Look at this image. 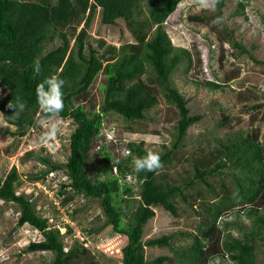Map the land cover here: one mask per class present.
I'll list each match as a JSON object with an SVG mask.
<instances>
[{"label": "trees", "instance_id": "1", "mask_svg": "<svg viewBox=\"0 0 264 264\" xmlns=\"http://www.w3.org/2000/svg\"><path fill=\"white\" fill-rule=\"evenodd\" d=\"M181 1L0 0V110L5 120L16 127L11 133L19 136L41 124L40 116L48 121L59 118L73 127L64 142L67 156L64 164L52 161L53 153L44 147L40 152L29 150L27 154L34 155L45 165L31 178L47 183L51 173L52 180L58 173L62 174L65 179L61 180L58 196L63 206L79 194L99 198L107 220L98 227L86 228L88 235L85 236L96 242L92 234L107 225L112 226L113 232L126 235L127 242L121 249L123 264L172 262L173 257L166 254L150 260L145 255L146 246H169L174 236L171 233L143 240L145 224L156 215L155 207L161 206L178 216L177 199L187 200L185 191L194 181L200 180L211 187L208 176L218 174L229 165L236 168L235 193L232 195L223 184L225 193H216L219 203L208 205L212 221L199 226L198 232L193 234V242L182 253L175 252L174 260L177 264H209L216 257H228L235 264H257L256 238L261 235L260 239L264 240V146L258 137L259 129L253 125L245 134L238 133L233 140L221 142L220 149L197 157L195 180L177 183L165 171L188 128L202 118V114L190 113L188 100L171 82L172 73L181 63L185 64L186 72L194 64L202 69L199 55L194 59L191 50L173 44L164 26ZM98 17L100 23L107 26L124 22L134 40L124 41L119 46L111 44L108 50L100 52L88 41ZM56 37L60 42L47 50V40ZM229 38L238 54L250 53L231 32ZM99 44L104 46L105 40ZM37 59L41 64L39 75L32 68ZM149 68L153 71L144 76ZM100 72L104 74L103 103L97 106L93 99L75 103L73 98L86 92ZM50 76L65 82L64 108L56 116L45 114L35 95L37 85ZM194 81L214 89L222 87L215 80L194 78ZM159 95L179 113L172 146L158 152L163 163L158 172L136 173L133 158L142 157L150 150L143 140H119L120 146L132 153L127 159L116 150H110L117 139L113 136L110 140L103 129L106 115L114 111L128 122L142 120L146 111L160 101ZM10 101L23 102L26 107L17 115L8 107ZM261 105L264 104L256 106ZM99 143L103 162L90 163V151ZM115 166L118 171L112 172ZM127 175L132 179H126ZM20 185L21 177L15 165L4 177L0 176V199L18 204L17 224L30 225L40 235L38 240L25 246L24 252L50 251L53 259L49 264H100L94 257L83 263L79 261L82 255L90 253V246L81 238V244L76 240V244L66 248L60 227L50 224L49 216L39 213L32 193L18 191ZM224 201L225 206L220 207ZM232 208L244 209L248 217H253L256 229L237 237L228 235L220 227L218 218ZM68 227L67 232H72V227Z\"/></svg>", "mask_w": 264, "mask_h": 264}, {"label": "rangeland", "instance_id": "2", "mask_svg": "<svg viewBox=\"0 0 264 264\" xmlns=\"http://www.w3.org/2000/svg\"><path fill=\"white\" fill-rule=\"evenodd\" d=\"M241 3L244 5L241 6ZM143 14H146V9ZM217 17H221L222 22L214 24L213 20ZM164 26L173 44L191 50L194 59L199 55L202 63L201 70L194 64L188 72L185 71V64L181 63L171 75L172 84L188 100L190 113L202 114V118L188 128L182 144L173 153L172 162L165 168L177 183H186L195 178V165L200 156L220 149L221 142L233 140L238 133L245 134L253 125L259 129L258 137L264 146V105L256 106L264 104V0H219L214 11L200 10L191 5V0H182ZM230 32L250 53H237L229 38ZM102 39L105 45L100 47ZM130 40L134 39L124 22L107 26L100 23L99 17L88 37V41L100 52L108 50L111 44L119 46ZM59 42L58 37L48 39L46 49L55 47ZM150 71L153 70L149 68L144 76L151 74ZM194 78L215 80L222 87L210 88L194 81ZM103 82L104 74L100 72L86 92L73 98L74 102L84 103L93 99L97 106L101 105L104 101ZM159 97L160 101L146 111L142 120L128 122L114 111L107 113L103 129L117 139L115 147H110V150L119 152L122 148L119 140H143L150 151L157 153L172 146L179 113L162 95ZM39 120L41 124L30 127L25 135H15L11 131H15L16 127L5 120L0 110V176L4 177L13 165L17 166L21 177L18 191L33 194L39 213L49 216L50 224L60 227L65 247L70 248L76 240L81 244V238L88 235L86 228L102 225L107 217L99 198L79 194L63 206L58 196L61 180L65 179L62 174L58 173L53 180L50 174L47 183L31 178L33 173L45 167L34 155L27 154L29 150L41 151L37 141L48 120L42 116ZM54 121L59 124L57 136L66 139L61 141L56 137L52 142L55 150L50 158L64 164L67 160L64 142L69 139L73 127L59 118ZM100 148L101 143L93 146L89 154L90 163L96 160L103 162ZM116 171L118 169H112V172ZM235 174L238 170L229 165L218 174L207 177L211 187L200 180L194 181L185 191L187 200L177 199L178 216H173L161 206L155 207L156 215L145 224L143 240L171 233L174 236L169 246H146L147 259L166 254L173 257V261L164 264H177L175 252L182 253L193 242V234L198 232L199 226H206L212 221L208 205L211 207L219 203L220 197L216 193H225L223 184L232 195L235 193ZM125 178L130 180L132 176ZM48 183H52L51 186ZM225 203L221 202L220 207ZM19 214L18 204L0 199V264H49L53 259L50 251L24 252L25 246L32 240H38L40 235L30 225H18ZM252 218L246 215L244 209L232 208L218 218V223L228 235L237 237L256 229ZM68 225L72 227V232H67ZM260 236L256 238V257L257 264H264V240ZM92 237L97 238L99 245L93 247L91 243H86L91 248L90 253L82 255L79 261L83 263L94 257L100 264H123L121 249L127 242L126 235L113 232L112 226L107 225L97 234L93 233ZM209 264L235 263L228 257H216Z\"/></svg>", "mask_w": 264, "mask_h": 264}, {"label": "clouds", "instance_id": "3", "mask_svg": "<svg viewBox=\"0 0 264 264\" xmlns=\"http://www.w3.org/2000/svg\"><path fill=\"white\" fill-rule=\"evenodd\" d=\"M218 3L219 0H191V5H195L200 10L207 11H214ZM221 22V17H217L213 20L214 24H219ZM32 68L37 75L40 74L41 64L38 59L34 61ZM64 83L65 82L57 76H50L37 85L35 89L36 101L45 114L56 116L63 111L64 101L62 88ZM8 107L14 109V113L18 115L19 112H22L25 109L26 105L23 102L14 103L13 101H10ZM58 131V122L48 121L45 131L40 135L37 141V145L46 148L50 152H54L55 145L52 142L55 141ZM112 138L113 136L109 137L110 140ZM119 154L125 159L132 155L127 147L119 149ZM117 163H119V161H117ZM162 167L163 163L160 154L154 151H148L146 155L142 157L133 158V169L136 173L142 171L158 172ZM114 169H116V166Z\"/></svg>", "mask_w": 264, "mask_h": 264}, {"label": "built area", "instance_id": "4", "mask_svg": "<svg viewBox=\"0 0 264 264\" xmlns=\"http://www.w3.org/2000/svg\"><path fill=\"white\" fill-rule=\"evenodd\" d=\"M58 138H60L59 136H57ZM111 137V136H110ZM60 139H63V138H60ZM52 174V173H51ZM82 239H84L85 240V245H88V244H86V243H91V245L93 246V247H95V245H99V243H98V241H96V242H94L92 239H90L88 236H83L82 237Z\"/></svg>", "mask_w": 264, "mask_h": 264}]
</instances>
